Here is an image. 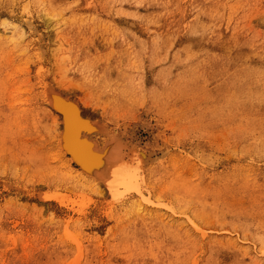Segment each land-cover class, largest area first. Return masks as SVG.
Returning <instances> with one entry per match:
<instances>
[{
  "label": "rangeland",
  "instance_id": "rangeland-1",
  "mask_svg": "<svg viewBox=\"0 0 264 264\" xmlns=\"http://www.w3.org/2000/svg\"><path fill=\"white\" fill-rule=\"evenodd\" d=\"M0 264H264V0H0Z\"/></svg>",
  "mask_w": 264,
  "mask_h": 264
},
{
  "label": "bare ground",
  "instance_id": "bare-ground-1",
  "mask_svg": "<svg viewBox=\"0 0 264 264\" xmlns=\"http://www.w3.org/2000/svg\"><path fill=\"white\" fill-rule=\"evenodd\" d=\"M28 24L30 25L31 23H27V25ZM61 94H52L47 98H50L49 103L51 109L58 114V117L61 121L59 144L62 152L66 156H68L69 160L72 163H76L77 165L82 166L83 169L81 168L80 170H82L86 174L94 175V177H96L98 176V174L103 173L106 176L105 173L108 171V173L111 174H107L106 176L107 178H109V182H106L107 186L109 185V190L110 188L116 190L117 188L114 187L121 184L122 187L123 185L127 186L132 178V175L129 172L130 169L128 170V168L125 167L124 160L116 154L117 150L120 151V149L123 147L120 148L118 143L113 142L110 144H105L102 149H99L98 146L94 144L95 142L93 141V143L89 138L90 135L94 132L95 126L74 100L62 96ZM140 156L143 157L144 155L140 153ZM104 175H99L101 177L99 179L102 180V176L104 177ZM135 177L137 178L136 175ZM135 177L132 178V181L135 179L134 181L137 182ZM104 180L105 179H103L102 181L105 184ZM114 181L116 185L115 183H113ZM113 184L114 186L110 187V185ZM135 185L137 186H135L134 189L138 187L137 183H135ZM113 189L111 190L112 192L115 191ZM135 191H137V189Z\"/></svg>",
  "mask_w": 264,
  "mask_h": 264
}]
</instances>
